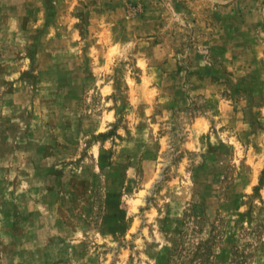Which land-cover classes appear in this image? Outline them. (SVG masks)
<instances>
[{
  "label": "rangeland",
  "instance_id": "1",
  "mask_svg": "<svg viewBox=\"0 0 264 264\" xmlns=\"http://www.w3.org/2000/svg\"><path fill=\"white\" fill-rule=\"evenodd\" d=\"M0 264H264V0H0Z\"/></svg>",
  "mask_w": 264,
  "mask_h": 264
}]
</instances>
